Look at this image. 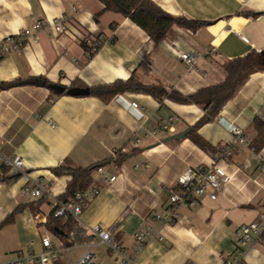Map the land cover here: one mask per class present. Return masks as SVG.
Returning a JSON list of instances; mask_svg holds the SVG:
<instances>
[{
    "label": "crops",
    "instance_id": "obj_1",
    "mask_svg": "<svg viewBox=\"0 0 264 264\" xmlns=\"http://www.w3.org/2000/svg\"><path fill=\"white\" fill-rule=\"evenodd\" d=\"M151 1L174 16L207 24L195 32L172 26L155 45L128 18L103 11L99 0H0V41L34 21L47 25L63 18L70 29L60 35L48 29L33 33L17 53L0 60V83L41 76L65 88L90 90L134 76L145 86L186 97L221 83L227 61L264 50V0ZM79 31L88 34V44L103 38L90 58L76 39ZM219 36L220 57L205 56ZM180 52L194 55L198 73L187 70ZM203 115L199 105L165 97L161 103L138 92L104 102L90 95H57L31 84L0 89V157L19 156L23 162L20 171L8 166L3 173L1 163L6 164L0 158V224L21 208L11 224L0 227V261L40 252L45 237L59 240L45 228L52 198L36 209L37 199L23 188L42 183L52 197L62 196L70 177L53 169L66 166L95 167L90 185L99 193L88 200L78 224L94 247L87 229L115 225V240L134 264H222L234 252L235 230L255 220L264 206V145L258 151L235 147L227 165L232 178L215 201L197 197L194 206L180 207L177 224L153 221L152 216L170 207L181 174L209 165L213 153L233 145L229 125L242 128L251 142L264 138V69L249 74L215 119L196 130L209 152L187 138ZM162 124L169 130H162ZM187 129L183 138L169 139ZM111 177L115 179L104 181ZM147 227L152 228L147 243L135 253L134 234ZM242 257L241 264H264V245H248Z\"/></svg>",
    "mask_w": 264,
    "mask_h": 264
},
{
    "label": "built area",
    "instance_id": "obj_2",
    "mask_svg": "<svg viewBox=\"0 0 264 264\" xmlns=\"http://www.w3.org/2000/svg\"><path fill=\"white\" fill-rule=\"evenodd\" d=\"M73 10H76L73 7ZM48 29L57 35L66 34L70 31L67 21L63 18L54 19L47 25L41 21H34L32 25L23 32L15 35H9L0 41V60L12 53H17L25 41L32 37L33 33L40 30ZM76 39L85 40L88 34L79 31L75 34ZM220 36L211 41L208 48L204 51L205 56L210 58H219L218 41ZM241 39L247 42L245 37ZM103 42L102 37H98L92 43L93 50L99 43ZM179 59L186 66L187 70L198 73V69L194 67L195 57L188 52H180ZM137 108L136 103L131 105ZM162 130L168 129L167 124L160 126ZM229 131L233 137V145L224 146L218 149L211 155V163L209 165H198L191 170L181 174L175 183V189L171 190V204L170 207L160 213L152 216L153 221L162 222L164 224H177L180 222L178 210L180 207L194 206L195 198L208 197L211 201H215L223 188L230 182L232 175L227 171L230 159L235 152L236 146H246L251 150V139L245 131L235 125H229ZM156 131L150 133L154 136ZM139 140L134 141L136 146ZM1 160L10 168L20 171L23 162L19 156L0 157ZM100 174L103 173L102 168L97 169ZM115 177H111L104 181H113ZM23 193L28 195L31 199H49L52 198L53 216L67 220L72 218L75 222L80 224V215L82 209L87 204L88 200L99 193V189L94 185H89L86 189L76 193L74 198L68 201H59L52 197L49 189L42 183H35L33 187L25 186ZM88 234L93 238L98 245H106L109 252L118 257L117 264H134L133 258L121 245L115 240L116 227H103L96 225L87 229ZM152 232L151 227L141 229L134 234V252L139 253L145 247L149 235ZM264 206L258 212L257 218L247 224L240 225L234 232L233 244L234 252L227 257L222 264H241L244 248L248 245L263 244L264 245ZM94 245L91 242L72 243L68 241L67 244L60 240L54 241L51 237L43 238L42 250L40 252H30L17 255L16 258L8 261H0V264H64L62 258L66 257L68 264H72L69 252L73 248H82L83 251L78 256L74 264H95L96 255L92 251Z\"/></svg>",
    "mask_w": 264,
    "mask_h": 264
},
{
    "label": "trees",
    "instance_id": "obj_3",
    "mask_svg": "<svg viewBox=\"0 0 264 264\" xmlns=\"http://www.w3.org/2000/svg\"><path fill=\"white\" fill-rule=\"evenodd\" d=\"M99 1L103 4V11L118 13L123 17L128 18L139 28H141L155 45L159 44L168 35L172 26H177L190 32H195L207 24L203 21L174 16L170 13H167L151 0ZM98 18L99 14L94 15V19L96 21ZM94 40L90 44H88L85 40L80 41V45L87 54L88 58H90L102 45L100 42L99 45L96 46L95 50H93L92 43ZM223 69L225 77L221 83L202 89L196 94L186 97L179 95L175 91L167 93L161 87L145 86L134 76H130L125 81L117 80L109 85L91 87L89 95L98 97L102 101L107 102L117 94H122L125 92H138L149 94L161 103L165 97L184 104L199 105L203 109L204 115L190 129L189 133L187 134V138H189L202 150L209 152L211 151V148L199 137V135L196 134V130L202 125L213 121L223 105L232 98L235 90L243 83L245 78L256 70L264 69V64L262 62L261 53L253 51L244 57H238L227 61L224 64ZM21 84H31L45 87H49L51 85L49 81L40 76L29 78L25 81L0 83V89H6ZM53 93L56 94L55 92ZM263 145L264 138L257 143L254 141L251 142V148L254 151L260 150ZM1 168L4 169L3 173L9 170V167L2 163ZM94 168L95 167L70 168L66 166H59L53 169V173L56 175H68L70 177L66 185L65 193L57 199L59 201H68L69 199L74 198L76 193L86 189L92 181L91 173ZM1 181L3 180L0 179V182ZM44 200L45 199L40 198L33 203L36 204V209H38V206L42 204ZM36 209L34 208V210ZM20 210L21 208L19 207L15 208L13 212L9 214L0 224V227L11 224L13 222L14 215L20 212ZM45 228L53 236L65 244H67L69 240L72 241V243H82L90 240L87 232L72 218L63 220L61 218L54 217L53 211H51L46 219Z\"/></svg>",
    "mask_w": 264,
    "mask_h": 264
},
{
    "label": "rangeland",
    "instance_id": "obj_4",
    "mask_svg": "<svg viewBox=\"0 0 264 264\" xmlns=\"http://www.w3.org/2000/svg\"><path fill=\"white\" fill-rule=\"evenodd\" d=\"M82 251H83L82 248L71 249L69 254H70V260L72 264L76 263L78 256L80 255V253H82ZM92 251L96 255L95 264H117L118 263V257L116 255L111 254L109 250L107 249L106 245L95 246L92 248ZM22 254L25 255L26 253H22ZM8 257H14V256L9 255ZM62 261L64 262V264H68V261L65 256L64 258H62Z\"/></svg>",
    "mask_w": 264,
    "mask_h": 264
},
{
    "label": "water",
    "instance_id": "obj_5",
    "mask_svg": "<svg viewBox=\"0 0 264 264\" xmlns=\"http://www.w3.org/2000/svg\"><path fill=\"white\" fill-rule=\"evenodd\" d=\"M261 56H262V62L264 64V50L261 51ZM50 90H52L53 92H55L56 94H61V93H66L67 95L70 96H87L90 93L89 88L84 87V88H78V87H70V88H65L61 85H57V84H51L48 87ZM189 131V129L179 133V134H175L173 136H171L169 139H180L183 138L186 133ZM60 233V232H58Z\"/></svg>",
    "mask_w": 264,
    "mask_h": 264
}]
</instances>
